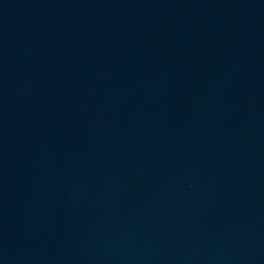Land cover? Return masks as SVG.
<instances>
[{
	"label": "water",
	"instance_id": "1",
	"mask_svg": "<svg viewBox=\"0 0 264 264\" xmlns=\"http://www.w3.org/2000/svg\"><path fill=\"white\" fill-rule=\"evenodd\" d=\"M0 264H264V0H0Z\"/></svg>",
	"mask_w": 264,
	"mask_h": 264
}]
</instances>
